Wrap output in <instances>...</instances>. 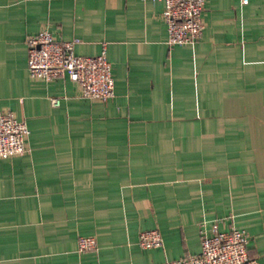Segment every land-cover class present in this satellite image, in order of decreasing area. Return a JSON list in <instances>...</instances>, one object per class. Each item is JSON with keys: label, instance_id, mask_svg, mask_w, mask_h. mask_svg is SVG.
I'll list each match as a JSON object with an SVG mask.
<instances>
[{"label": "crops", "instance_id": "crops-1", "mask_svg": "<svg viewBox=\"0 0 264 264\" xmlns=\"http://www.w3.org/2000/svg\"><path fill=\"white\" fill-rule=\"evenodd\" d=\"M163 5L0 0V110L29 131L0 158V264H148L200 251L217 223L264 264V0H205L192 45L168 46ZM105 51L114 95L30 78L28 36ZM57 98V106L51 99ZM157 229L162 246L138 234ZM80 236L96 250L77 251Z\"/></svg>", "mask_w": 264, "mask_h": 264}, {"label": "built area", "instance_id": "built-area-1", "mask_svg": "<svg viewBox=\"0 0 264 264\" xmlns=\"http://www.w3.org/2000/svg\"><path fill=\"white\" fill-rule=\"evenodd\" d=\"M142 1L162 3L168 46L192 45L200 39L205 0ZM77 42L76 38L57 40L46 29L28 36L25 40L28 75L44 81L67 78L77 85L81 98L99 101L112 98L114 83L105 51L93 56L76 55L74 45ZM58 103L57 98L51 99L53 106ZM28 135L24 121L17 120L11 111L0 110V158L23 154ZM248 242L249 236L244 230L234 227L221 230L217 223H213L208 230L203 224L199 229L200 251L197 254L148 264H258L248 255ZM137 243L143 249L160 248L162 237L157 229L145 230L138 234ZM95 250L96 239L93 236L77 239L78 252Z\"/></svg>", "mask_w": 264, "mask_h": 264}]
</instances>
